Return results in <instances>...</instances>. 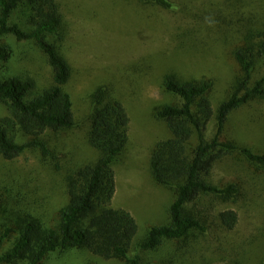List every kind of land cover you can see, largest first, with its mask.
I'll return each mask as SVG.
<instances>
[{
  "label": "trees",
  "instance_id": "1",
  "mask_svg": "<svg viewBox=\"0 0 264 264\" xmlns=\"http://www.w3.org/2000/svg\"><path fill=\"white\" fill-rule=\"evenodd\" d=\"M246 1L224 0L222 7H215L221 2L0 0V66L14 58L27 59L34 51L50 71L45 85L22 69L0 74V104L7 111L0 117L3 159L12 161L32 150L61 169L50 133L76 125L69 86L80 79V59L87 61L93 54L100 63L110 62L98 71L86 66L87 72L80 75L93 73L89 86L95 88L83 98L89 110L88 142L99 155L67 172V201L56 216L47 220L29 203L24 206L8 186L0 187V264H43L54 253L63 257L74 249L104 260L142 264L141 255L131 253L139 232L136 217L115 205L119 191L115 165L131 143V110L136 107L131 94L157 67L162 89L172 100L151 106V115L165 123L167 135L152 145L149 165L153 180L170 190L173 200L169 221L148 229L139 247L153 252L169 241L198 234L211 264H239L249 232L257 233L264 224V136L251 146L234 119L244 107L264 103V0L256 1V11L245 9ZM148 8L153 14L179 13L182 21L173 28L167 24V30L157 21L141 27L132 14L142 15ZM215 24L223 27L224 40H231L228 54L237 64L217 106L212 99L214 77L180 69L191 54L203 52ZM164 33L166 46L158 45L138 60L127 59L144 39L159 44ZM119 59L127 62L116 68ZM163 62L173 64L159 67ZM230 157L240 159L246 168L221 175ZM224 202L241 204L221 208ZM245 222L246 234L241 227Z\"/></svg>",
  "mask_w": 264,
  "mask_h": 264
},
{
  "label": "rangeland",
  "instance_id": "2",
  "mask_svg": "<svg viewBox=\"0 0 264 264\" xmlns=\"http://www.w3.org/2000/svg\"><path fill=\"white\" fill-rule=\"evenodd\" d=\"M209 1L221 2L215 3V7H222L224 0ZM256 1L247 0L248 6L246 4L245 9L256 11ZM130 5L136 6L135 3ZM229 8L227 7L225 10H229ZM151 11L148 8L142 15H134L131 11L130 14L141 27L144 24L157 21L160 27L165 24L167 30V24L173 28L182 21L179 13L164 14L156 10L153 14ZM166 34L161 35V42L155 45H151L148 39H144V42L138 44V49L129 51L127 59L130 61L138 60L144 55H150L156 46H166L169 42ZM149 35L155 38L156 33L150 32ZM225 35L223 27L215 24L205 42L203 52L199 55L191 54L188 57L186 67L183 65L180 67L181 71L197 74L198 77H214L216 84L212 99L215 106L225 97L226 90L237 73V64L230 53L228 54L229 45L232 42L231 40L225 41ZM25 48L27 49V47ZM90 55L93 58L90 56L91 59L87 58V61L80 59V62L83 63L82 70L79 71L81 80H74L69 86L74 100L76 125L67 131L57 134L50 133V136L54 138L50 142L51 147L57 153L61 169L44 159L39 152L32 150H28L24 155L12 161H7L0 156V187L2 184L8 186L9 190L18 194L19 201L23 200L24 206L29 203L37 209V213L44 215L47 220L55 217L56 213L66 204L65 176L67 172L77 165L95 161L99 155V151L88 142L89 123L87 115L89 110L83 98V93L84 96L89 95L95 88V86H89L93 73L85 78L80 75L87 72L86 66H93L95 71H98L101 65H107L110 62L100 63L93 54ZM103 60L108 61L109 59L103 57ZM124 62L126 63L127 60L119 59L118 63L116 62V68ZM172 64V62H163L159 67ZM10 68L15 71L22 69L31 77H35L40 85H45L50 81V71L45 60L34 51L30 52L27 59L18 60L14 58L10 64L0 66V74L2 72L7 74L10 72ZM113 69L116 71L115 68ZM160 73L158 67L146 73L140 85L131 94L132 98L135 97L134 99H136V107L131 110L132 138L122 161L115 165L119 186L115 205L129 210L136 217L139 232L133 241L131 253H139L142 257V264H211L212 260L207 252L205 242L198 234L196 236L192 234L189 238L181 241H169L153 252L143 251L139 247L148 229L169 221V207L173 200L171 191L161 187L153 180L149 165L152 145L159 138L167 135L165 123L158 122L151 115V106L156 102L167 103L172 100L171 96L162 89L159 80ZM6 114L5 106L0 104V117ZM234 119L240 134L248 139L251 146L262 141L264 136V103H252L244 107L235 113ZM244 168L246 165L240 159L230 157L223 163L220 174L234 175L237 170H245ZM240 204L241 202L236 204L224 202L220 207L238 208ZM242 214H245L243 209ZM247 220L251 222V219ZM248 226L247 222L242 223V233L246 234ZM252 231L249 232L251 236L246 241L238 258L239 264H262L264 261V224L261 225V229L257 233ZM89 260H93L95 264H125L124 261L120 260H104L94 257L79 249L69 251L63 257L59 253H54L43 264H84Z\"/></svg>",
  "mask_w": 264,
  "mask_h": 264
}]
</instances>
